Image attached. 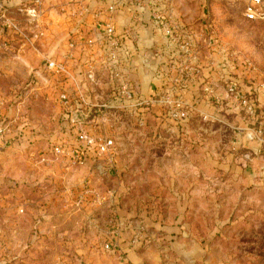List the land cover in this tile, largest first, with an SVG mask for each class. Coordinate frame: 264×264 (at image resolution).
<instances>
[{
    "label": "rangeland",
    "instance_id": "rangeland-1",
    "mask_svg": "<svg viewBox=\"0 0 264 264\" xmlns=\"http://www.w3.org/2000/svg\"><path fill=\"white\" fill-rule=\"evenodd\" d=\"M188 3L215 46L217 85L204 84L187 100L186 69L171 74L162 66L167 83L151 100L141 97L139 114L113 100L78 122L60 91L44 93L20 59L4 61L8 40L0 38V264H132L119 247L125 228L111 227L125 211L161 224L194 222L218 264H264V186L240 179L264 172V18L248 19L246 0ZM92 72L96 81L99 71ZM218 82L230 99L216 97ZM77 124L94 146L114 143L107 152L93 149L87 170L70 158Z\"/></svg>",
    "mask_w": 264,
    "mask_h": 264
},
{
    "label": "crops",
    "instance_id": "crops-1",
    "mask_svg": "<svg viewBox=\"0 0 264 264\" xmlns=\"http://www.w3.org/2000/svg\"><path fill=\"white\" fill-rule=\"evenodd\" d=\"M188 2L0 0V23L4 25L0 27V38L8 40L4 45V61H13V57H16L15 61L20 59L27 70H32L29 73L37 76V83H41L44 93L55 95L60 91L59 102L64 110L79 113L80 117L76 116L78 122H82L81 116L88 115L94 105L109 104L113 100L119 102L118 107L132 105L131 111L139 114L141 97L151 100L161 91V85L167 83L159 76L163 74L159 71L162 66L171 74L176 66L186 69L189 77L181 93L190 100L209 83L217 85L215 68L218 65L209 54L215 49L211 37H206L198 27L200 11L189 8L193 4ZM20 17H23L22 22ZM24 18L29 22L24 23ZM107 23L113 27L112 34L105 32ZM88 40L93 42L88 43ZM207 55L210 60L204 59ZM58 63L64 64V71L53 74L51 69ZM88 63L93 64L97 73L99 71L94 82L85 76ZM124 81L132 88L131 99L123 95L121 84ZM221 86L218 82L216 97L230 99V94ZM115 90L120 97L110 96ZM62 93L67 99L60 98ZM168 93L172 94L170 87ZM120 111L124 112V109ZM246 136L252 139L250 132ZM73 148L74 155L70 158L80 153L82 160L77 166L87 170L90 154L96 147L81 152L75 138ZM240 179L248 185L264 186V172L260 175L244 172ZM184 190L180 189L182 194H185ZM138 215L144 214L125 211L111 224V227L125 228L119 247L121 255L130 263L162 264L160 260L165 257L168 260L164 264H218L220 261L209 247L210 239L196 236L194 222L168 219L161 224L152 216L144 215L140 219ZM140 223L147 227L146 231L138 229ZM158 242L164 243L161 250L157 247ZM168 247L172 251L169 252ZM160 251L167 254L160 255Z\"/></svg>",
    "mask_w": 264,
    "mask_h": 264
},
{
    "label": "built area",
    "instance_id": "built-area-1",
    "mask_svg": "<svg viewBox=\"0 0 264 264\" xmlns=\"http://www.w3.org/2000/svg\"><path fill=\"white\" fill-rule=\"evenodd\" d=\"M126 1H134V0H126ZM264 0H246V6H245V11L244 14L245 16L250 19V20H257V19H263L264 18V9L262 8V4H263ZM105 32L107 34H112L113 33V27L110 23H107L105 26ZM92 40H88V43H92ZM70 47H73V44L70 43L69 44ZM112 58H114V55L111 56ZM88 70H87V80L90 82H94L95 77H94V73L92 72V70L94 69L93 64L88 63L87 64ZM53 70L55 73H59V72H63L64 71V64L63 63H58L55 64L53 67ZM122 89H123V95L125 97H131V93H132V88H130V84H128L127 81H124L122 84ZM230 90H232V88H229ZM60 98L65 100L67 99V96L65 94H60ZM72 111H70V115L72 117ZM264 117V116H263ZM77 123V122H76ZM77 129V139L82 142V147L79 148L81 152H85L87 151V149H89L91 147V144L93 143V140L91 138H88L86 132L83 130V128H81V126L79 124H77L76 126ZM259 132L264 134V118L262 121V127L259 129ZM114 143L113 140L111 138H105L103 141H100L98 143H95L96 149L98 152H107L110 150L111 147H113ZM94 146V143H93ZM55 151L59 152L60 148L59 147H55ZM82 156L80 155V153L76 154L74 157V160L77 162H81ZM108 244H105V247H108Z\"/></svg>",
    "mask_w": 264,
    "mask_h": 264
},
{
    "label": "trees",
    "instance_id": "trees-1",
    "mask_svg": "<svg viewBox=\"0 0 264 264\" xmlns=\"http://www.w3.org/2000/svg\"><path fill=\"white\" fill-rule=\"evenodd\" d=\"M92 111H93V110H92ZM90 112H91V111H90ZM90 112H89V113H90ZM77 115L79 116V113H78ZM79 117H80V116H79ZM81 117H83V116H81Z\"/></svg>",
    "mask_w": 264,
    "mask_h": 264
}]
</instances>
